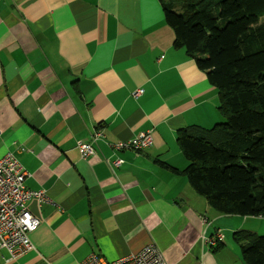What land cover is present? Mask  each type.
I'll use <instances>...</instances> for the list:
<instances>
[{
    "label": "crops",
    "instance_id": "0c3cea01",
    "mask_svg": "<svg viewBox=\"0 0 264 264\" xmlns=\"http://www.w3.org/2000/svg\"><path fill=\"white\" fill-rule=\"evenodd\" d=\"M174 41L159 0H0V159L12 153L49 199L28 202L34 250H1L0 264L111 262L150 243L168 264H245L233 233L259 235L264 217L218 213L183 173L178 132L223 116ZM145 131V150L113 147ZM79 141L96 155L83 160Z\"/></svg>",
    "mask_w": 264,
    "mask_h": 264
},
{
    "label": "trees",
    "instance_id": "16d2710c",
    "mask_svg": "<svg viewBox=\"0 0 264 264\" xmlns=\"http://www.w3.org/2000/svg\"><path fill=\"white\" fill-rule=\"evenodd\" d=\"M159 2L174 47L206 73L225 119L211 129L178 132L189 162L183 173L218 213L263 218L264 0ZM234 239L245 264H264V236L242 230Z\"/></svg>",
    "mask_w": 264,
    "mask_h": 264
},
{
    "label": "built area",
    "instance_id": "2783aa9c",
    "mask_svg": "<svg viewBox=\"0 0 264 264\" xmlns=\"http://www.w3.org/2000/svg\"><path fill=\"white\" fill-rule=\"evenodd\" d=\"M143 90L133 91L132 96L139 99ZM103 137L101 131L93 136V141ZM154 142L152 131L141 132L134 139L116 143L113 147L118 151L134 150L143 151ZM81 158L87 160L96 155L92 143L77 142ZM111 166L120 168L124 161L116 159ZM29 176L19 161L12 153L6 154L0 159V251L6 250L10 260H16L34 250L32 235L38 231L41 222L31 214L28 202L36 199L40 204L49 202L43 191H33L26 187V179ZM224 235L218 233L210 241L222 242ZM80 264H168L159 247L150 243L136 253H130L115 261L107 262L103 258L92 254Z\"/></svg>",
    "mask_w": 264,
    "mask_h": 264
},
{
    "label": "rangeland",
    "instance_id": "374dc122",
    "mask_svg": "<svg viewBox=\"0 0 264 264\" xmlns=\"http://www.w3.org/2000/svg\"><path fill=\"white\" fill-rule=\"evenodd\" d=\"M264 20V16H262L261 17V21H263ZM219 106H220V104H219ZM218 106V107H219ZM223 122H225V119L224 118H222V117H220L219 116V122L218 123H216V124H220V123H223ZM215 125V124H214ZM214 125L212 126V128L214 127ZM206 129H211V127L210 128H206ZM262 182V181H261ZM234 234L235 233H233V236H234ZM260 236H264V227H263V229L261 230V233L259 234ZM235 240V239H234ZM236 242V241H235ZM237 243V242H236ZM239 246V245H238ZM240 248V247H239Z\"/></svg>",
    "mask_w": 264,
    "mask_h": 264
}]
</instances>
